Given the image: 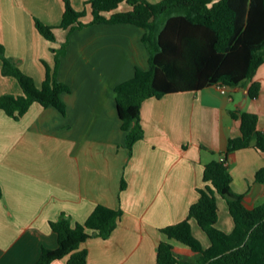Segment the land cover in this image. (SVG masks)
Listing matches in <instances>:
<instances>
[{
  "label": "crops",
  "instance_id": "crops-1",
  "mask_svg": "<svg viewBox=\"0 0 264 264\" xmlns=\"http://www.w3.org/2000/svg\"><path fill=\"white\" fill-rule=\"evenodd\" d=\"M70 1L76 10L86 7L83 19L91 22L89 0ZM130 9L124 2L117 11ZM64 11V0H0V43L6 56L38 88L54 72L70 87L62 94L65 115L40 103L18 120L0 110V264H36L44 248L59 246L51 222L65 215L73 224L84 223L99 205L121 209L122 216L107 239L81 243L87 264H157V247L167 240L161 229L187 218L198 201V188L205 185V165L212 161L226 159L231 188L243 195L247 208L264 202V182L256 180L264 168L257 135L251 146L228 151L229 140L241 136V122L232 111L256 114L258 131L264 133V62L251 81L227 88V94L209 86L146 99L140 110L144 139L130 152L115 88L137 69H150L142 40L146 31L128 23L60 30ZM36 21L56 28L55 42L39 32ZM65 40L66 54L57 65L54 48ZM2 67L0 59V98L23 95L19 81L5 76ZM251 82L261 84L257 98L248 95ZM123 178L126 188L121 191ZM217 202L216 226L230 233L234 221L228 204L220 196ZM191 227L203 247H209L198 223L191 220ZM69 257L51 264H67Z\"/></svg>",
  "mask_w": 264,
  "mask_h": 264
},
{
  "label": "trees",
  "instance_id": "trees-1",
  "mask_svg": "<svg viewBox=\"0 0 264 264\" xmlns=\"http://www.w3.org/2000/svg\"><path fill=\"white\" fill-rule=\"evenodd\" d=\"M128 11H117L122 3ZM65 11L60 30L85 26L86 7L76 10L70 0H64ZM92 15L90 24L128 23L145 29L142 38L150 53V69H137L135 76L115 88L117 110L122 129L127 133L126 146L130 152L136 142L144 139L140 121L142 103L148 98H161L168 94L199 91L209 86L236 88L251 81L264 62V0H89L86 3ZM39 32L55 42L56 28L36 21ZM67 44L59 51L66 53ZM57 49L56 64L59 65ZM0 59L5 76L15 77L24 94L5 95L0 98V110L18 120L34 103L53 106L63 115L66 104L62 94L70 87L47 75L38 88L34 79L23 73L17 63L6 56L0 43ZM259 82H251L248 95L257 98ZM241 122V136L231 138L228 151L251 146L264 151V133L258 131V116L236 109L231 112ZM264 182V168L256 174ZM204 186L198 188V201L190 206L187 218L165 227L167 240L157 247V264H264V202L250 209L243 195L233 192L229 165L224 160L205 165ZM126 188L123 178L121 191ZM2 189L0 186V196ZM226 200L234 229L227 233L217 228L219 207L217 197ZM122 216L121 209L104 205L95 208L84 223L71 222L65 215L51 222L58 235L57 249L42 250L36 264H51L70 255L67 264H87V251L79 250L81 243L94 237H110ZM191 220L198 223L210 240L204 248L192 232ZM172 241L185 246L179 250Z\"/></svg>",
  "mask_w": 264,
  "mask_h": 264
},
{
  "label": "rangeland",
  "instance_id": "rangeland-1",
  "mask_svg": "<svg viewBox=\"0 0 264 264\" xmlns=\"http://www.w3.org/2000/svg\"><path fill=\"white\" fill-rule=\"evenodd\" d=\"M83 20V22L85 23V26L84 27H86V26H89L90 25V18H86V19H82ZM83 28V27H82ZM80 29V28H79ZM69 32H71L70 30H68ZM68 37H69V34H67L66 36H65V38H67L68 39ZM59 42V41H58ZM68 42V40H65V41H63V43L62 42H59L58 43V47H56V48H54V49H57V52L61 49V46L63 45V44H68L67 43ZM66 54V53H65ZM57 55V53L55 54V56ZM59 56H58V59L60 60L59 61V63L61 62V60H62V57H64L65 55L63 54V51H59V54H58ZM56 58H57V56H56ZM245 85V84H244ZM231 90H233V89H231ZM232 93H236V95H242L240 92H239V90H234V92H232ZM235 95V94H234ZM237 98V97H236ZM205 233V232H204Z\"/></svg>",
  "mask_w": 264,
  "mask_h": 264
},
{
  "label": "built area",
  "instance_id": "built-area-1",
  "mask_svg": "<svg viewBox=\"0 0 264 264\" xmlns=\"http://www.w3.org/2000/svg\"><path fill=\"white\" fill-rule=\"evenodd\" d=\"M223 94H227V87L226 86H218Z\"/></svg>",
  "mask_w": 264,
  "mask_h": 264
}]
</instances>
